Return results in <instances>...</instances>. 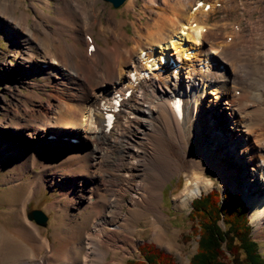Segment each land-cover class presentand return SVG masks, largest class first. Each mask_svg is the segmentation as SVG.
<instances>
[{
	"label": "bare ground",
	"instance_id": "bare-ground-1",
	"mask_svg": "<svg viewBox=\"0 0 264 264\" xmlns=\"http://www.w3.org/2000/svg\"><path fill=\"white\" fill-rule=\"evenodd\" d=\"M57 2L56 18L38 10L43 17L30 25L31 15L20 9V2L0 0V15L7 18L2 25L20 38L17 46L24 67L50 72V84L58 92V99L48 104L49 112L16 109V129L8 131L7 141L1 143L0 138V165L11 162L14 170L8 182L20 184L21 170L31 169V164L51 168L47 174L34 173L20 204L22 224L8 228L11 203L9 213L0 214V264L21 259L12 264H123L121 250L128 245L135 249L132 236L139 218L147 217L153 239L164 242L167 230L160 203L165 182L177 174L184 177L174 196L176 205L184 208L213 185L205 169L232 186L237 180L244 182V168L252 171L254 183L244 195L255 238L264 239V0H150L138 11L136 1L128 0L125 10L138 15L131 21L132 32L125 29L128 20L115 19V12L103 22L97 16L98 0ZM239 8L247 16H238V29H228V14ZM215 12L222 16L211 22ZM96 24L112 44H96ZM127 38L132 44L127 45ZM91 44L95 49L89 52ZM129 89L131 95L124 98L114 127L105 130L99 104H110L114 95H125ZM211 91L220 94L218 99L231 114L218 125L213 107L205 102ZM179 95L184 101L180 118L170 105ZM231 129L236 141L225 139L226 149L219 152L217 145L224 141L218 136ZM64 136H74L77 142L61 140ZM236 149L240 158L233 154ZM85 155L89 173L80 171L87 165ZM227 156L231 159L226 163ZM53 181L62 184L54 202H60L58 214L72 206L95 212L82 242L74 232L76 237L67 235L55 246L27 219V203ZM64 221L63 215L59 224Z\"/></svg>",
	"mask_w": 264,
	"mask_h": 264
},
{
	"label": "rangeland",
	"instance_id": "rangeland-1",
	"mask_svg": "<svg viewBox=\"0 0 264 264\" xmlns=\"http://www.w3.org/2000/svg\"><path fill=\"white\" fill-rule=\"evenodd\" d=\"M11 1L13 3L20 2L21 3L20 9L26 11L31 15L28 19L30 25L33 23L34 19L39 21L43 17V15L38 10H42V12L45 13L46 15L56 18L55 15H57L56 14V6L58 3L57 0H11ZM135 1H136L135 8L138 11L141 9L144 3L146 2L148 3L150 0H135ZM127 2L128 0H126L119 7H114L110 2L104 0H98L97 7L99 6L100 10L98 11L97 16L103 22H105L106 18L109 17V14L115 12L116 13L115 19L119 18L118 20H124V19L128 20V24L125 26V29L129 32H132L133 26L131 25V21L136 20L138 15L135 14L136 11L134 10H125V5ZM242 8H239L236 11H231V13L228 14L227 16L228 17L227 22L229 24L228 29H232V27L233 28L237 27L236 22L238 21V16H243L244 14L245 17L247 16L246 12ZM258 15L259 12L254 13L255 17ZM221 16H222L221 12L212 13L210 16V21L211 22L218 21L221 18ZM146 19L147 18L144 17L140 19V21L145 22ZM6 21H7L6 16L0 15V123L1 125L3 124L0 128L1 143L9 139L8 131L16 129L14 127L15 118L13 117V113L16 109H17L16 111L22 108H24L23 110H25L27 108L26 109L27 111H31L33 109L35 111L49 112V109H47L49 106L48 104L53 103L58 99L57 97L58 92L50 84L52 79V74L50 72H45L44 68L42 67L41 68L36 67L35 70H30L24 67V64L22 63V59H21V49H18L17 46L18 43L20 42L19 41L20 38L14 31L12 33L9 30H7L4 27V25H2ZM51 25L55 26V24H51ZM243 25L246 26L245 20H243ZM56 32H60V31L57 30ZM92 36L95 39L97 45L99 46L102 45L101 47H105L108 44L110 45V43L112 44V41L106 38L105 35L100 32L99 25L97 24L93 27ZM64 37L67 38V36ZM71 41L73 40L68 39V42ZM126 43L127 45H130L132 44V40L127 38ZM32 49L34 52H36V48H32ZM174 57L176 58V56ZM33 60H36L35 57ZM19 74H21V76L18 77ZM72 85L73 84H70V86ZM219 95L214 93L213 91L208 92L205 95V102L209 103L211 107H213V110L215 111L213 112V114H215L213 120L217 121V125L218 123L219 124L224 123L227 120L228 116L229 117L231 116V114L229 113V109L226 108V105L222 104V100L220 102V99H218ZM221 112H223L225 116H221L220 114ZM204 117L206 118L207 116L204 115ZM13 121L14 123H12ZM6 125L8 127H6ZM235 132L236 131L234 129H231V132L229 133H226V131L222 130V132L220 133L221 137L218 136V138L219 140H223L224 143L222 145H217V150L219 152L226 149L225 139L229 140V142L231 143H234L236 141L232 137L233 133ZM23 134L26 136L27 131H24ZM68 139L77 142V139L74 138V136L71 137L64 136L62 137L61 140H68ZM25 146H27L28 148L32 147V143L30 142V139L26 141ZM36 152L37 153L40 152L38 148H36ZM233 154L237 155V158L241 157V154L238 153V149H236ZM85 156L87 157L86 158L87 165L84 168H82L80 171L89 173L90 161H88V156L87 155ZM226 158H227L226 159V163H227L230 161L231 158L228 156ZM18 159L23 160V156L18 157ZM72 161L74 162L75 160L73 159ZM11 165H12L11 162L0 165V214L9 213L8 211L11 210L9 209V204L11 203L14 205V210H12L11 213H9V215L11 214L10 218L12 219V225L10 226L7 225L8 228H13L22 224V220L19 214L21 210L20 204L21 201L23 202V200L25 199L26 192L29 190L31 183L33 182L36 176L34 173L37 171L38 172L43 171L45 174H47L51 171V168L45 169L37 165L33 166L31 164V169L27 167L25 170L24 169L21 170V173H23L24 177L21 180L20 184H14V183L12 184L7 180V177L14 172V170L11 169ZM243 171L245 174L244 182L243 180L241 181L237 180L235 184L232 186V185L224 184L223 182H221L220 179L216 178L210 172L209 169H205L206 175L212 178L213 185L207 190H202V192L199 195L193 196L191 198V201L184 208L178 207L176 205L174 198L175 194L179 193L183 187L184 177L181 176L180 174L170 177L165 182L162 188V199L160 203V206L165 214L163 224L167 230V235L164 242L161 244L157 242L155 239H153L152 230L150 228V222L147 217L139 218L137 220L138 222L136 223L137 231H134V234L132 236V241H133L132 245L135 247V249L132 250L131 245H128V246H124L123 251L121 250V254L124 255L123 264H127L128 260H139L145 262L144 254L141 252L140 249L144 244H153L157 249L165 253L171 254L174 257V260L176 261L177 264H188L197 250V239H198V236H196L192 232V222L188 217L192 209L191 203L194 198L199 197L202 193L204 194L208 193L212 189H217L220 192L223 190L225 191L228 190L233 192L234 194L240 195V197L246 203L249 210V225L251 227V238L252 240L257 242L258 251L264 256V239L255 238L254 235L255 223L250 218V206L245 200V195H244V189L247 188V186L252 185L254 183L253 176L251 173L252 171L249 168L247 169L244 168ZM80 175L84 176V174H80ZM76 177L78 178L80 176L76 175ZM71 178H72L71 176L68 177L69 180H71ZM61 186L62 184L60 185L56 181H53V183L51 184L50 182H46V185L42 187L35 194L34 197L31 198L30 202L27 203L26 201L27 206L25 207V214H28V212H30L33 209L41 210L45 213V215L47 216V221L45 226L39 225L35 220L29 219L28 216L27 215L26 216L28 220L36 224L37 228L40 230L41 236L43 237L48 236L47 238L50 239L51 243L53 241V244L55 246H59L61 241L66 239L67 235H75V233L77 234V232L80 233L81 237L79 236V240L82 242L83 241L82 237L84 235L83 231L86 229L87 225L89 224L92 218L91 216H93L95 213L94 211L93 213L91 209L79 210L77 206H72L68 210V212L67 211L62 212L65 217V221H64L65 223L60 225L59 220L63 215L62 213L58 214L56 210V208L58 210L60 209L58 208L60 202H56V205H54V202L59 196V190ZM127 196L129 197L130 194L127 193ZM24 223L26 224L25 220ZM58 231H60L61 233ZM56 236H58L57 240L54 239V237ZM19 261H22V259L18 261L10 262L8 264L17 263Z\"/></svg>",
	"mask_w": 264,
	"mask_h": 264
},
{
	"label": "trees",
	"instance_id": "trees-1",
	"mask_svg": "<svg viewBox=\"0 0 264 264\" xmlns=\"http://www.w3.org/2000/svg\"><path fill=\"white\" fill-rule=\"evenodd\" d=\"M188 215L192 232L198 236L197 250L188 264H264L258 244L251 238L249 210L240 195L217 189L192 200ZM145 262L127 264H177L171 254L153 244L141 248Z\"/></svg>",
	"mask_w": 264,
	"mask_h": 264
},
{
	"label": "water",
	"instance_id": "water-1",
	"mask_svg": "<svg viewBox=\"0 0 264 264\" xmlns=\"http://www.w3.org/2000/svg\"><path fill=\"white\" fill-rule=\"evenodd\" d=\"M107 2H110L114 7H119L121 4L125 2V0H104ZM40 151V150H39ZM225 190L221 191V194L223 195ZM29 219L35 220L39 225L45 226L47 221V216L45 213L41 210L33 209L27 214Z\"/></svg>",
	"mask_w": 264,
	"mask_h": 264
}]
</instances>
